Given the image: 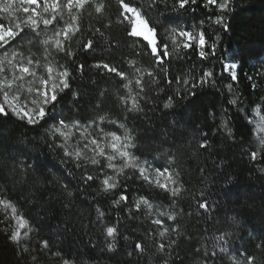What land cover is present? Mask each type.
Returning <instances> with one entry per match:
<instances>
[{"label":"trees","instance_id":"trees-1","mask_svg":"<svg viewBox=\"0 0 264 264\" xmlns=\"http://www.w3.org/2000/svg\"><path fill=\"white\" fill-rule=\"evenodd\" d=\"M148 2L131 0V6L139 8L143 5L150 26L156 27L165 37L168 29L177 25L192 29L213 12L209 9L206 13L196 6L195 12L177 14L171 10L174 0H157L159 7L150 9ZM100 3L105 5L102 14L95 12V6ZM76 11L73 9V14ZM121 12L120 0H90L80 13L83 34L77 33L70 41L75 55L69 61L63 54L51 50L59 63L69 64L73 70L72 89L80 93L75 100L66 96L57 104L55 114L57 119L79 118L85 123L106 115L108 119L124 123L137 138L142 159L153 166L163 165L179 173L175 186L183 185L181 195L165 198V193L159 189L140 179L129 178L124 182L131 199L135 200L139 195L149 196L153 208H142L140 212L133 208L134 217L127 209L121 212L110 207L109 200L97 195L98 182L93 188L81 183L84 168L75 167L72 161L61 164L66 158L62 151L48 147L53 141L47 136L46 127L30 126L16 117L0 119V132L8 137L4 148L9 157L6 170L0 171V196L11 200L20 215L29 219L33 229L29 234L31 239L16 247L7 239L16 222L12 220L10 227V212L8 219H4L5 212L0 209V220H4L0 223V264H34L33 255L39 256L37 264H58L52 254L58 249L72 264H165V261L168 264H232L229 253L241 260L245 254H252L256 257V264H264V250L256 248L264 238V157L256 161L250 159V152L260 148L256 134L250 132L255 128L256 118L253 119L252 108L264 105V0H232L230 10L224 14L228 25L226 31L210 20L201 25L210 38L209 44H217L215 58L202 63L194 51L181 50L164 65L169 69V79L176 75L199 78L202 67H214L215 87L211 84L198 87L196 100L189 105L181 99L187 86L174 80L171 86L163 81L152 83V78L145 74V93L140 100L143 110L136 113L124 111L116 101L117 90L121 94L126 92L120 87L118 77L110 73L101 75L100 70L87 67L101 60L115 65L128 73L135 94L138 74L128 61H136L135 67L142 72L154 66L146 42L127 34L130 23L120 15ZM62 15L59 25L47 29L51 36L56 28L72 22L66 9ZM93 36L100 46L95 51L83 52L82 42ZM229 58L239 65L237 81L220 79L219 60ZM80 63L86 64L84 71H74ZM249 76L252 80L247 79ZM229 83L232 84L231 92L226 87ZM252 84L256 87L253 88ZM105 89L107 96L98 100V92ZM169 95L175 97L174 109L163 108ZM237 97L240 100L237 105L228 104V100ZM100 101H103L102 106L97 108ZM223 121L229 122L232 136H228L222 127ZM101 126L117 135L124 134V129L106 121ZM88 131L95 136L99 128L93 124ZM204 137L211 144L207 150L198 147ZM12 157L17 162H24L26 174L19 167L15 173L11 171ZM170 157L173 159L171 165L168 163ZM37 160H46L61 169L54 182L45 183L40 171L29 167ZM132 171L126 170L129 176ZM64 184L69 186L72 197H67L61 187ZM204 199L210 205L207 211L197 204ZM97 207L105 211L106 222L110 221L119 228L115 241L106 238L102 231V225L97 221ZM161 212L177 213L178 219L176 222L166 220L160 216ZM156 219H164L166 223L156 225L153 223ZM165 227L176 231L170 230L161 237L159 232ZM225 233L224 240H219ZM137 237L141 239L137 240ZM41 238L51 240L52 252H41L37 248ZM171 241L175 243L166 253L158 251L160 243L169 244ZM137 242L143 244L142 252L134 249ZM109 243L115 245L111 250ZM25 246L32 251L24 253ZM221 247L227 248L228 253L220 252Z\"/></svg>","mask_w":264,"mask_h":264},{"label":"snow or ice","instance_id":"snow-or-ice-1","mask_svg":"<svg viewBox=\"0 0 264 264\" xmlns=\"http://www.w3.org/2000/svg\"><path fill=\"white\" fill-rule=\"evenodd\" d=\"M15 2L16 0H5L0 5V12L6 14V16H11V10ZM19 3L26 5L20 9L25 14L23 19L16 17V22H13L10 19L0 18V119L8 120L16 117L30 126L46 127V134L53 141V143L48 144V147L62 151L63 157L66 158L61 160V164L72 161L75 167L84 168L85 170L80 176L81 183L86 185L87 188H93L98 182L97 195L109 200V206L118 208L121 212L127 209L129 214L134 217L135 212H140L142 208H153L149 196L139 195L135 200L131 199L128 194V186L124 182L129 178L140 179L144 183L159 189L165 193V198L169 196L172 198L179 197L183 188V185L175 186L178 184L179 173L163 165L153 166L146 159H142L143 153L140 152L136 142L137 138L131 135L130 130L126 128L124 123L108 119L106 115H100L89 123H85L79 118L69 120L60 117L57 119L55 114L57 104L69 95L75 100L80 93L78 90L74 91L72 89L73 70H70L69 64L59 63L54 58L51 50L54 49L57 54H63L69 61L75 55L71 51L70 41L77 33L83 34L80 13L90 3V0H66V2L64 0H19ZM231 3L232 0H203V3H200V0H174L171 10L179 14L182 11L195 12L196 6L203 8L206 13L207 10L212 9V14L206 15V20L221 26L226 31L228 25L225 23L224 14L230 10ZM120 5L122 8L120 15L130 23V31L127 34L131 37L142 38L146 42L145 47L148 49V54L153 58L154 66L150 70L142 72L140 68L135 67L136 61H128L129 66L133 67L138 74L135 79L137 89L135 94H133L132 88L133 81L129 78L128 73L121 71L115 65H110L101 60L87 67L100 70L101 75L110 73L119 78L120 87L126 92L121 94L117 90L115 96L117 103L123 107L124 111L136 113L143 110L140 100L143 99L142 94L145 93L143 79L145 74L152 78V83L163 81L171 86L174 80L177 84L187 86L184 94L181 95V99L187 101L189 105L195 102L198 87L202 88L208 84L215 87L214 67H202L199 78L176 75L172 79H169V69L164 67L172 55H179L181 50L184 52L194 51L202 63L216 57L217 44L215 42L209 44L210 38L206 36V30L201 27L206 20H200L199 24L194 25L192 29L180 27L179 25L172 27L167 30L168 35L165 37L158 33L156 27L150 26L143 5L139 8L132 7L131 0H128V2L120 0ZM153 6L159 7L157 0H149L148 8L150 9ZM104 7L103 3L97 4L95 12L102 14ZM65 9L70 14L72 22L56 28L52 37L41 39L42 33L50 26L59 25L60 20L63 19L62 13ZM73 9L77 10L75 14H73ZM169 23H174V21L169 20ZM96 32H99V29H96ZM26 38H29L26 41L29 45L39 43L43 49L40 58H37L35 54L25 55L21 50L22 42H25ZM99 46V42L93 36V38L87 39L86 42H82L81 50L83 52L95 51V48ZM219 63L221 68L220 79L238 80L236 70L239 65L236 62L229 58L219 60ZM85 67L86 64L84 63L77 64L74 71H84ZM158 76L159 79H157ZM247 79L252 80V77L249 76ZM226 87L231 92L232 84L229 83ZM252 87L255 88L256 85L252 84ZM179 91L177 89V94H179ZM107 94L106 89L101 90L97 94V99L106 97ZM227 102L229 105H237L240 100L237 97ZM102 103L103 101H100L96 107H101ZM163 108L174 109L175 97L172 95L167 96ZM252 113L253 119L255 116H259L261 121L257 127L250 129V132L256 134L260 145L259 150L250 152V159L256 161L264 157V105H256L252 108ZM105 121L116 125L119 129H124V134L121 136L114 131H106L101 126ZM249 122L252 123L253 121L250 120ZM93 124L99 128V133L95 136L88 131ZM222 127L228 136H232L228 121H223ZM77 134L79 135L76 143L70 145L69 142L73 141ZM7 139L8 137L0 132V171L6 170L9 162L8 153L4 148ZM198 147L205 150L211 147L207 137L203 138V142L199 143ZM133 149L136 151L134 152ZM18 154L22 155L23 153ZM117 161H120L119 165ZM11 162L13 163L11 170L13 173L19 167L26 174L27 168L24 166L23 161L17 162L15 157H12ZM172 162L173 159L170 157L169 165ZM29 167L39 170L45 183L54 182L56 174L61 172L60 168L55 164L50 165L46 160H37ZM127 169L133 170L131 176L126 172ZM101 177L103 178L101 179ZM61 187L67 197L73 196V193L68 190L69 186L67 184ZM197 204L200 209L205 211L210 207L206 199L197 201ZM133 208L135 212H133ZM0 209L5 212L4 219H8L10 212L11 220L8 221L10 227L12 220L16 222L15 226L11 227L7 239L16 247H20L26 239L30 240L29 234L33 231L30 221L26 216L20 215L15 204L11 200L0 196ZM96 212L97 221L102 225V231L105 233L106 238L115 241L119 234V228L110 221L106 222L105 211L97 207ZM160 216L173 222L178 219V214L174 212H161ZM230 219L234 220L235 218L230 217ZM3 222L4 220H0V223ZM153 223L164 225L166 221L156 219ZM170 230L176 231L175 228L165 227L164 231L159 232V235L164 237ZM225 235L227 234H222L218 239L224 240ZM124 238L128 239V237ZM140 239V237H137V240ZM174 243L175 241H171L169 244L160 243L158 251L166 253ZM40 245H42V248ZM114 246V243H109V250L113 249ZM53 247L51 240L48 238H41L40 244L37 245L41 252H52ZM256 248L264 250V238L260 239V242L256 244ZM134 249L142 252L144 246L142 243L137 242L134 244ZM22 250L24 253L32 251L27 246ZM220 252L228 253V249L221 247ZM52 254L57 258L58 264H72L71 261L63 258L61 250L58 249ZM229 259L232 264H256V257L252 254H245L243 260H241L236 255L229 253ZM32 260L34 264H37L39 256L33 255ZM165 264H168V262L165 261Z\"/></svg>","mask_w":264,"mask_h":264},{"label":"rangeland","instance_id":"rangeland-1","mask_svg":"<svg viewBox=\"0 0 264 264\" xmlns=\"http://www.w3.org/2000/svg\"><path fill=\"white\" fill-rule=\"evenodd\" d=\"M4 2H5V0H0V5H2ZM64 2H66V0H64ZM23 6H26V5H21L19 3V0H16V2L13 5V8L11 10V16H6V14L0 12V18H3L5 20L10 19L13 22H16V17L23 19L25 14L20 10ZM48 37H52V36L50 34V31L46 30L45 34H43L41 39L48 38ZM21 50L25 53V55L35 54L37 58H39L40 54H42V52H43V49L41 48L39 43H34V44L29 45L27 42H22ZM260 123H261L260 117L256 116L255 122H254L255 127H257ZM78 135L79 134H77V137L74 138L73 141L69 142L70 145L76 143V140L78 139ZM89 155H91V154H89ZM170 187H172V186L170 185Z\"/></svg>","mask_w":264,"mask_h":264}]
</instances>
